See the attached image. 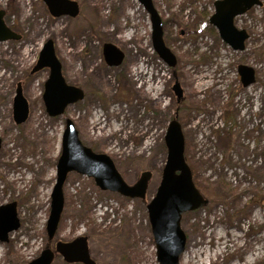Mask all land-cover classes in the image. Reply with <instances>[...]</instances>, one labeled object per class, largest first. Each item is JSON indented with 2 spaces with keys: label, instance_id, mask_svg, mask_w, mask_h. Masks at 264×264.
<instances>
[{
  "label": "rangeland",
  "instance_id": "rangeland-1",
  "mask_svg": "<svg viewBox=\"0 0 264 264\" xmlns=\"http://www.w3.org/2000/svg\"><path fill=\"white\" fill-rule=\"evenodd\" d=\"M74 1L77 16L56 17L44 0H0L6 25L21 35L0 41V206L17 202L21 223L7 242L0 240V264H27L57 241L80 236L88 237L96 264H161L147 204L162 178L165 136L175 118L195 184L208 200L183 214L188 240L180 264H264V0L235 19L250 35L243 51L233 50L211 24L216 0H152L176 66L156 52L151 14L139 0ZM49 39L67 83L85 93L57 117L43 100L50 70L31 73ZM105 43L124 52L120 65L106 62ZM242 64L256 72L249 87L240 79ZM145 65L152 70L151 94L129 77ZM176 80L181 102L172 89ZM18 84L29 103L21 124L13 115ZM67 119L85 145L112 158L129 184L146 170L152 178L147 197L132 199L70 172L50 240L46 226ZM53 264L83 263L57 255Z\"/></svg>",
  "mask_w": 264,
  "mask_h": 264
},
{
  "label": "water",
  "instance_id": "water-1",
  "mask_svg": "<svg viewBox=\"0 0 264 264\" xmlns=\"http://www.w3.org/2000/svg\"><path fill=\"white\" fill-rule=\"evenodd\" d=\"M151 14L153 46L156 52L170 66H176L177 58L166 45L163 37L161 19L153 6L152 0H139ZM53 16L79 13V6L74 0H44ZM261 0H216L215 12L210 18L223 41L233 50H245L249 33L238 28L235 18L247 12ZM4 11H0V41L20 39L21 35L10 29L4 21ZM104 56L109 65L118 66L125 54L112 43L104 44ZM48 68L50 74L45 82L43 100L48 114L52 117L63 115L66 107L82 100L85 93L82 88L67 83L63 76L62 63L56 54L55 44L49 39L43 45L39 58L31 73ZM238 72L244 87L256 82L255 69L246 64L239 65ZM177 101L184 98L183 88L178 80L172 87ZM14 120L17 124L24 123L29 117V103L18 84L14 97ZM168 155L162 172V178L155 196L147 204L149 220L156 242L157 258L161 264H180V258L187 248V234L182 228L183 214L194 211L208 204V200L197 188L193 172L185 157V137L181 124L175 119L170 122L165 136ZM70 172L94 178L102 190L119 193L132 199H144L147 196L152 178L150 171H143L134 184H129L117 169L112 158L95 152L85 145L71 119L66 120L62 136V150L57 163L56 183L51 193V211L47 221L48 238L52 240L57 232L64 209L63 187ZM17 202L13 201L0 206V240L8 241L9 235L20 227ZM55 252L61 254L68 263L80 262L96 264L91 258L88 237L80 236L72 241H57L55 251L46 248L41 254L27 264H52Z\"/></svg>",
  "mask_w": 264,
  "mask_h": 264
},
{
  "label": "flooded vegetation",
  "instance_id": "flooded-vegetation-1",
  "mask_svg": "<svg viewBox=\"0 0 264 264\" xmlns=\"http://www.w3.org/2000/svg\"><path fill=\"white\" fill-rule=\"evenodd\" d=\"M138 57H140V56H137V58H136L137 61L141 62L142 61L141 58L138 59ZM137 65H139V64H137ZM151 71L152 70L149 68L148 65H145L144 68H141V67L137 66V67L132 68V72L129 74V77L132 78V80H136V81H139V82L142 81L140 88H144V90H145V92L147 94H149V93L151 94V92L146 89L147 84L149 82L148 80H150L149 79L150 77L148 75H149V73H152ZM154 74L156 75L155 72H154ZM144 75H145V77H142ZM154 80H156L158 82L157 78H154ZM158 98H160V95H156L155 100H157ZM97 126H99V125H97ZM52 249L55 251V246ZM254 250H256V249L255 248L252 249V251H251L252 254L254 253ZM214 251H218V250L215 248ZM57 255H61V254L55 252V256H57ZM55 256H54V259H55Z\"/></svg>",
  "mask_w": 264,
  "mask_h": 264
}]
</instances>
